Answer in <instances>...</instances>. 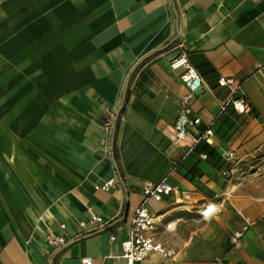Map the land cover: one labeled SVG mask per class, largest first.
<instances>
[{"label":"crops","instance_id":"crops-1","mask_svg":"<svg viewBox=\"0 0 264 264\" xmlns=\"http://www.w3.org/2000/svg\"><path fill=\"white\" fill-rule=\"evenodd\" d=\"M182 52L204 84L185 117L200 123L179 136L187 89L170 60ZM263 63L264 0H0V264H127L142 185L163 176L182 195L147 206L176 253L136 264H264ZM239 95L247 112L224 108ZM108 111L116 154L102 145ZM88 209L105 223L76 236ZM245 217L257 222L234 246Z\"/></svg>","mask_w":264,"mask_h":264},{"label":"built area","instance_id":"built-area-1","mask_svg":"<svg viewBox=\"0 0 264 264\" xmlns=\"http://www.w3.org/2000/svg\"><path fill=\"white\" fill-rule=\"evenodd\" d=\"M171 68L178 70L183 69V80L187 89V93L183 97V106L181 109V114L179 119L176 122V130L179 136H183L188 132V124H199L200 118H195L189 120L186 117L188 113L192 110V102L197 95V92L202 89L204 80L197 69L190 64L188 60V55L185 52L177 55L176 57L170 60ZM264 71V63L260 64L256 70L257 73H262ZM219 85L221 86H230L235 93H237L241 88L242 84L238 82L233 77H221L219 79ZM232 105L238 112L244 113L250 109V104L247 101L246 97L243 95L232 97L224 106ZM117 122V113L115 111H108L105 122L104 129L107 133V137L102 140V145L105 149H109L113 146L115 127ZM212 134L211 127L197 137L196 141L201 139H207V136ZM112 145V146H111ZM233 154L230 153L228 157H232ZM202 157H206L205 154ZM223 176L227 179L232 178V170L224 169L222 172ZM118 184L117 177L109 179L105 184L104 188L108 189L111 186H116ZM143 200L135 208L132 218L131 225L128 233V237L123 242V255L122 257L126 260L127 264H136L139 261L146 259L151 253L158 252L163 257L173 258L175 256V250L167 246L163 241H161L157 234V224L159 222V216L152 213L148 206L147 202L150 199L155 201H162L165 197L171 195H182V191L178 186L173 185L169 182L167 176H163L158 180H145L142 185ZM218 210V204L216 202L206 203L203 208L200 210V214L207 218L212 213ZM256 219H251L248 217L244 218V223L242 226L233 232L231 237V242L234 246H239L241 244L242 238L246 231L256 224ZM105 223L104 218L88 209L87 218L81 220L78 224L79 231L76 236H82L90 231L92 228H95L98 225H103ZM61 229L66 230V224H61ZM165 228L170 231L173 229L171 224H166ZM112 239H115L112 236ZM46 241L51 246H61L67 243V238L64 234H54L50 233L46 235ZM78 264H94L93 259L90 257L84 258ZM214 264H224L223 259H217Z\"/></svg>","mask_w":264,"mask_h":264},{"label":"trees","instance_id":"trees-1","mask_svg":"<svg viewBox=\"0 0 264 264\" xmlns=\"http://www.w3.org/2000/svg\"><path fill=\"white\" fill-rule=\"evenodd\" d=\"M118 121H119V117H118V119H117V122H116V127H115V135H116V133H117V128H118ZM116 138V137H115ZM114 147V150H115V154H116V140L114 141V145H113Z\"/></svg>","mask_w":264,"mask_h":264},{"label":"rangeland","instance_id":"rangeland-1","mask_svg":"<svg viewBox=\"0 0 264 264\" xmlns=\"http://www.w3.org/2000/svg\"><path fill=\"white\" fill-rule=\"evenodd\" d=\"M261 162V159L256 158V161L254 162V164H259ZM244 170V169H243Z\"/></svg>","mask_w":264,"mask_h":264},{"label":"water","instance_id":"water-1","mask_svg":"<svg viewBox=\"0 0 264 264\" xmlns=\"http://www.w3.org/2000/svg\"><path fill=\"white\" fill-rule=\"evenodd\" d=\"M201 90H199L197 93H199Z\"/></svg>","mask_w":264,"mask_h":264}]
</instances>
